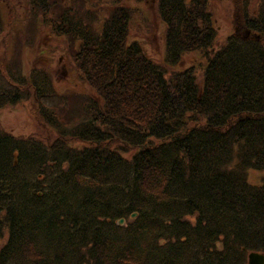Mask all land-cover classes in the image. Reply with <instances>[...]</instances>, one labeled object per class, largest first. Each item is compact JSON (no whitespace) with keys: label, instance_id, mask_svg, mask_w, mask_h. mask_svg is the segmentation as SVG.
<instances>
[{"label":"trees","instance_id":"1","mask_svg":"<svg viewBox=\"0 0 264 264\" xmlns=\"http://www.w3.org/2000/svg\"><path fill=\"white\" fill-rule=\"evenodd\" d=\"M158 2L163 64L128 42L121 0L99 30L58 5L50 31L89 93L51 106L36 98L41 120L64 117L52 143L0 129V264H247L249 252L264 254V178H248L264 174V0L219 46L200 0ZM174 49H201L208 62L169 70ZM30 76H0V107L29 90L55 96L50 75ZM42 154L52 161L39 164Z\"/></svg>","mask_w":264,"mask_h":264},{"label":"rangeland","instance_id":"2","mask_svg":"<svg viewBox=\"0 0 264 264\" xmlns=\"http://www.w3.org/2000/svg\"><path fill=\"white\" fill-rule=\"evenodd\" d=\"M98 0H57V4H66L69 8H66L67 15H76L77 20L80 19L81 14L88 8V5L96 6ZM28 2L32 4L36 3V0H0V18L3 27V32L0 34V68L17 69L24 67V69H40L47 67L50 72V76L53 77L52 84L57 95L61 97L67 94L75 103H80L81 97L77 93H89L86 87H82L73 76L74 71L70 74H66L64 71V63L58 59L64 57L65 47L59 46L58 43L64 44L61 40L62 37H57L51 33L49 25L58 18L61 8L56 4L55 13L52 14L49 6L42 8L41 14H35L32 8L33 14H28L30 9L26 8ZM245 0H238L235 9L229 6L227 0H211L210 10L211 18H215V27L219 26L218 46L226 39L225 36L231 32H240L242 27L240 24L239 14L241 12L254 14L257 9L250 8V5L254 6L259 0H249V5L244 8ZM123 7L132 11L131 20L128 25V42H136L141 46L142 50L147 53L149 58L154 62L162 63L165 57L164 43H163V31H165V25L161 21L158 12L155 11L154 0H121L120 3ZM255 7V6H254ZM247 10V12H246ZM107 8H102L98 14L101 17L102 14L107 13ZM45 16L43 17V14ZM65 14L63 9L60 15ZM87 15V13H86ZM31 16V17H30ZM86 17L82 15V18ZM115 17V16H114ZM67 18H72L67 16ZM236 18V19H235ZM37 21H34V20ZM20 20L19 28H16L15 21ZM205 43V42H204ZM203 43V45H204ZM203 47V46H202ZM202 49V48H201ZM200 50H195L192 53L176 54L175 49L172 54L176 56V61L172 69L169 70H182L183 68L191 67L192 65H198L201 63H207L205 57L202 56ZM180 57V59H178ZM70 59L68 58V64ZM199 70V69H197ZM14 72V70H13ZM73 76V77H72ZM44 105H56L57 99L49 98L43 100L42 96L37 100ZM37 102L34 97H29L26 103L22 101L18 104L5 105L0 108V129L13 133L16 136L14 138H22L23 140H29L31 137H36L38 140L49 144L54 142L57 138V131L55 126L64 120L63 116L58 119L51 117L45 119V122L41 120L39 114H35L34 110L37 107ZM13 137V136H12ZM9 145V155L12 153V141L7 143ZM68 147L81 148L80 143L74 141H68ZM39 164H45L52 161L46 154H42ZM125 158L129 155L124 154ZM64 164H68L63 159V156L59 159V165L62 167ZM35 172V171H34ZM38 173V172H36ZM248 178L253 181L251 184H258V179L264 178V174L258 172H249ZM37 202V201H35ZM39 203V202H38ZM41 204V203H40ZM36 217V215H35ZM34 217V218H35ZM38 229H32L34 234ZM6 240V233L3 239H0V249L2 244ZM219 244V243H218Z\"/></svg>","mask_w":264,"mask_h":264},{"label":"water","instance_id":"3","mask_svg":"<svg viewBox=\"0 0 264 264\" xmlns=\"http://www.w3.org/2000/svg\"><path fill=\"white\" fill-rule=\"evenodd\" d=\"M136 214H132V217H134ZM124 220L119 219L117 221V224L121 225L123 224ZM248 258V264H264V254L257 253V252H250L247 256Z\"/></svg>","mask_w":264,"mask_h":264}]
</instances>
